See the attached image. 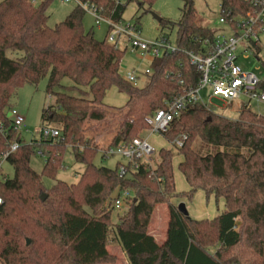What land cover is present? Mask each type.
I'll return each instance as SVG.
<instances>
[{
	"label": "trees",
	"instance_id": "trees-1",
	"mask_svg": "<svg viewBox=\"0 0 264 264\" xmlns=\"http://www.w3.org/2000/svg\"><path fill=\"white\" fill-rule=\"evenodd\" d=\"M81 1L96 5L104 18L120 22L131 3L137 12H148L157 0ZM181 1L178 23L163 18L159 22L162 28H178L176 51L155 59L141 87L126 82L120 73L126 48L107 38L99 41L93 30L85 29L84 9L74 5L65 20L51 27L48 11L54 0L0 1V158L13 143L19 145L6 161L14 177H3L0 171L1 262L113 263L116 257L107 247L115 243L129 264H264V117L249 102L240 105L237 119L202 103L189 104L162 134L170 146L181 134L189 139L181 148L172 146L174 153H154L152 161L159 156L155 169L146 161L119 162L114 168L95 163L99 154L105 160L110 148L141 137L149 130L146 117L198 86L202 76L189 54L201 52L216 30L195 9V0ZM220 3L229 22L253 10L245 0ZM123 42L126 45L128 39ZM9 51L22 54L9 58ZM259 53L258 47L254 55ZM46 77V91L56 103L43 110L42 122L59 130L61 138L27 143L9 116L14 109L11 99L19 88L37 86ZM66 79L73 84L66 87ZM114 88L128 97L123 107L103 103ZM260 89L264 90V80ZM69 149L84 166L79 180L71 184L58 179ZM37 155L45 159L41 173L30 165ZM176 155L181 156L178 168L189 186L186 193L176 190ZM121 165L126 167L124 176ZM44 178L55 183L48 188ZM116 191L117 196L128 191L130 198L128 212L114 224ZM198 191L207 200L223 199L222 212L197 220L171 202L191 199ZM164 204L170 216L166 241L160 245L149 235V225L156 207ZM214 246L218 250L212 254L207 249Z\"/></svg>",
	"mask_w": 264,
	"mask_h": 264
},
{
	"label": "rangeland",
	"instance_id": "rangeland-1",
	"mask_svg": "<svg viewBox=\"0 0 264 264\" xmlns=\"http://www.w3.org/2000/svg\"><path fill=\"white\" fill-rule=\"evenodd\" d=\"M2 1V0H0ZM125 1V0H124ZM74 5L66 4L61 2V0H54L51 4L50 9L48 11L49 14V26L54 27L56 24L62 22L66 19L67 15L70 13L71 9H73ZM182 8L183 2L181 0H157L151 10L136 11V4L131 3L127 6L125 14L123 16V21L121 22V26H125L127 23H131L136 21L137 18L140 19L139 26L141 27V37L147 41H155L162 37V34L167 36L174 46L176 45V36L177 29L176 27L170 28H162L160 26L159 21L155 18L154 15L159 16L161 19L166 21H170L172 23H178L182 17ZM195 9L198 13L205 18L208 22V26L212 29L220 31L223 28V25L219 22L220 18V0H195ZM83 25L86 30H93L95 33L96 39L99 41L105 40L107 36L108 28L104 24H100V26H96L93 17L86 13L83 19ZM260 53L257 56L253 55L252 52H247V58L240 57L239 65L246 71L254 73L260 80H264V35L261 36L260 39ZM21 52H11L7 53L9 58L20 57ZM151 68V62L146 60V58H139L136 54L131 53L130 51H126L122 58L121 62V72L122 75L128 74V72H132L134 70H143L145 68ZM148 78L142 77L138 85L141 87L145 84ZM48 84V78H44L41 82L35 85H25L22 88H19L17 92L13 95L11 99L12 105L17 109L19 114L24 118V123L20 127L19 132L22 135V138L28 143L33 140H39L41 130L44 127L42 122V113L43 110L49 106L54 105L55 98L53 95H49L46 91ZM63 84L67 87L68 85L73 84L70 80L66 79L63 81ZM209 90V89H208ZM57 91H64V89H58ZM67 93L71 95H77L76 92L68 90ZM203 104L206 108H209L211 111L223 115L225 117H229L232 119H237L239 117L238 109L242 104L241 101L238 100L235 103H227L222 102L217 98H210L209 91H203L202 94ZM128 100V97L119 92L116 88L110 89L103 103L108 107H123ZM168 102V101H167ZM251 108L253 111L264 117V104L258 103L256 101L251 102ZM52 128V127H50ZM141 137L145 136L149 139L151 145L155 148L158 153L161 149H172V144L170 146L169 142L164 138L161 134H151L148 129L140 133ZM155 160H151V168L155 169V165L157 166L159 162V156H155ZM181 160V156L174 157V177H175V185L177 192L186 193L189 191V186L183 177L181 171L178 168V164ZM125 163L126 160L119 156L109 157L105 160L101 158V154H99L95 160L97 166H104L107 168H114L116 164ZM31 167L38 173H41L45 164V159L40 156H34L31 159ZM65 168L59 172L58 179L66 181L67 183H76L79 180L80 174L84 170V166L82 164L79 165L74 159V154L71 149H69L65 155L64 159ZM3 177L13 178L14 177V169L8 163L5 162L2 166ZM44 184L46 187H51L55 182L47 178H44ZM118 191L114 193L116 197ZM44 195V194H43ZM171 202L178 206L179 204H184L186 209L188 210L189 216L193 219H211L222 212L224 207V200L219 199L216 201L214 198L209 200L206 199L205 194L202 191H198L194 194L193 198L187 199V197H181L178 199H172ZM128 212V209L123 206L120 209L115 208L112 215V222L114 224L118 223L120 218L124 216ZM169 210L167 205H158L152 215L151 221L153 223L159 218L161 219L159 222H162L161 232L165 233L169 221ZM152 223L150 222V225ZM149 225V230L152 225ZM154 226V225H153ZM158 226V224H157ZM111 242V241H110ZM109 253L116 257L115 262L113 263H102V264H128L127 257L124 255V252L121 250V247L116 245L115 243L108 244ZM209 252L214 254L218 250V246L209 247L207 249ZM0 264H4L0 261Z\"/></svg>",
	"mask_w": 264,
	"mask_h": 264
},
{
	"label": "built area",
	"instance_id": "built-area-1",
	"mask_svg": "<svg viewBox=\"0 0 264 264\" xmlns=\"http://www.w3.org/2000/svg\"><path fill=\"white\" fill-rule=\"evenodd\" d=\"M41 0H31L33 4H39ZM253 7L243 16H239L236 22L227 21L224 16L223 6L220 3L219 22L223 25L220 31L216 30L213 40L204 42V49L199 53H190V63L201 73L199 84L196 88L166 102L163 109L157 110L152 116L146 117L145 121L151 134H164L170 128L171 123L183 112L189 104L202 103V92L209 91L210 98L220 99L222 102L235 103L238 100L249 102L256 101L264 104V90L260 89V80L254 73L244 70L239 65V59L247 58V52H254L259 47L261 36L264 35V0H245ZM66 4H73L84 9L87 14L93 17L95 25L104 24L107 26V40L118 46H123L127 51L136 54L139 58L151 59V65L157 58H161L176 51V46L172 45L169 38L162 35L155 41H147L141 37V30L136 21L121 26V22H113L104 18L101 9L91 3L81 0H61ZM128 43L124 45V39ZM122 42V43H121ZM152 74L151 68L134 70L125 74L123 79L139 86L142 77L147 78ZM209 89V90H208ZM243 103V102H241ZM15 129L19 130L24 123V118L17 109L10 112ZM1 129V127H0ZM61 132L50 127H43L40 138H53L59 140ZM188 136L181 134L171 143L173 147L181 148L188 140ZM0 158V171L8 157L14 153L19 145L13 143ZM156 153L155 148L149 139L136 137L130 143L120 144L110 148L107 155L110 157L119 156L126 162L135 165L138 161L151 163V156ZM120 174L126 175V167L120 166ZM114 207L117 209L126 205L130 198L128 191L121 192L115 197ZM3 200L0 197V206Z\"/></svg>",
	"mask_w": 264,
	"mask_h": 264
},
{
	"label": "crops",
	"instance_id": "crops-1",
	"mask_svg": "<svg viewBox=\"0 0 264 264\" xmlns=\"http://www.w3.org/2000/svg\"><path fill=\"white\" fill-rule=\"evenodd\" d=\"M146 60H148L149 62H151V59L149 58H146ZM153 64V63H152ZM152 66V65H151ZM121 67V66H120ZM120 73L122 75V72H121V68H120ZM122 77H124V74L122 75ZM140 87V86H139ZM14 109H16L14 107ZM10 116V114H9ZM143 138H146L145 136H143ZM119 163V162H118ZM224 208V207H223ZM189 214V213H188ZM161 219L159 218L158 220L155 219L154 223H153V220L151 221V225L152 227H150V231H149V235L153 236L154 239L160 244L162 245L165 241H166V234H167V229H166V232L165 233H162L161 231V226H163V224L161 225V223L163 222H159ZM158 224V226H157ZM150 225V226H151ZM154 225V226H153ZM168 227V225H167ZM122 250V249H121ZM125 255V253H124ZM126 256V255H125ZM128 261V260H127ZM129 264V262H128Z\"/></svg>",
	"mask_w": 264,
	"mask_h": 264
},
{
	"label": "water",
	"instance_id": "water-1",
	"mask_svg": "<svg viewBox=\"0 0 264 264\" xmlns=\"http://www.w3.org/2000/svg\"><path fill=\"white\" fill-rule=\"evenodd\" d=\"M155 16V18L160 22L161 21V18L159 17V16H157V15H154ZM41 199L42 200H45L46 199V195H43L42 197H41ZM179 210L184 214V215H186V217H187V215H189L188 214V210L186 209V207H185V205L184 204H180L179 206ZM28 242H27V244H29V240H27Z\"/></svg>",
	"mask_w": 264,
	"mask_h": 264
}]
</instances>
